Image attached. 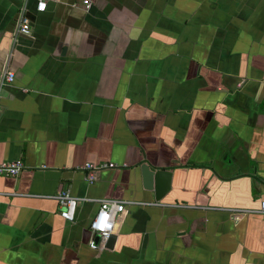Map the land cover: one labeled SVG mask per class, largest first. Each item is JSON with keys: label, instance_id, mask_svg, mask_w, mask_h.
<instances>
[{"label": "crops", "instance_id": "crops-1", "mask_svg": "<svg viewBox=\"0 0 264 264\" xmlns=\"http://www.w3.org/2000/svg\"><path fill=\"white\" fill-rule=\"evenodd\" d=\"M89 1L0 0V163L25 166L0 176V264H264V0ZM143 168L170 174L158 200ZM104 200L125 210L92 249Z\"/></svg>", "mask_w": 264, "mask_h": 264}, {"label": "built area", "instance_id": "built-area-1", "mask_svg": "<svg viewBox=\"0 0 264 264\" xmlns=\"http://www.w3.org/2000/svg\"><path fill=\"white\" fill-rule=\"evenodd\" d=\"M27 1V0H25ZM35 11L37 13L44 12L47 8L48 2H60V0H34ZM82 5L85 9L90 7L89 0H82ZM24 10H21V16L17 24V28L13 34V40L15 41L19 36L30 35L29 21L23 16ZM15 80L13 72H3L0 76V85L11 84ZM117 166L113 163L104 164H85L80 167L79 170L85 172L86 181L92 183L96 180L97 174L106 169H115ZM25 169L22 161H16L13 163H0V176L15 177L21 171ZM61 211L60 216L67 222H73L75 218V211L77 207V200L70 196L68 191H60L56 196ZM124 202L121 201H101L98 211L90 219L88 229L92 235L90 241V247L97 249L99 245L105 248L109 237L114 234L117 219L124 212ZM260 213L264 214V201L260 204ZM99 238V244H95L94 238Z\"/></svg>", "mask_w": 264, "mask_h": 264}, {"label": "water", "instance_id": "water-1", "mask_svg": "<svg viewBox=\"0 0 264 264\" xmlns=\"http://www.w3.org/2000/svg\"><path fill=\"white\" fill-rule=\"evenodd\" d=\"M169 177H170V174L168 172H165L164 170H155V169L150 170L149 169V171H145V168H143L142 180H143L144 186L147 187L148 189H152L151 187L155 186L156 200H158L161 195L160 193H158V186L164 180H165V183H168ZM115 240H116V236L111 235L105 245V248L112 249L114 246ZM94 242L96 245L99 244V238L95 237Z\"/></svg>", "mask_w": 264, "mask_h": 264}]
</instances>
